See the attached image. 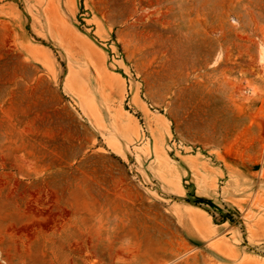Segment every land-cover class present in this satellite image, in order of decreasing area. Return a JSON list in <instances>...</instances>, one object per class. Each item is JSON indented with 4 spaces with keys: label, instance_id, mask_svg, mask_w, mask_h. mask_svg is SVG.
<instances>
[{
    "label": "rangeland",
    "instance_id": "obj_1",
    "mask_svg": "<svg viewBox=\"0 0 264 264\" xmlns=\"http://www.w3.org/2000/svg\"><path fill=\"white\" fill-rule=\"evenodd\" d=\"M264 0H0V264H264Z\"/></svg>",
    "mask_w": 264,
    "mask_h": 264
},
{
    "label": "bare ground",
    "instance_id": "obj_2",
    "mask_svg": "<svg viewBox=\"0 0 264 264\" xmlns=\"http://www.w3.org/2000/svg\"><path fill=\"white\" fill-rule=\"evenodd\" d=\"M263 56H264V54H263Z\"/></svg>",
    "mask_w": 264,
    "mask_h": 264
}]
</instances>
